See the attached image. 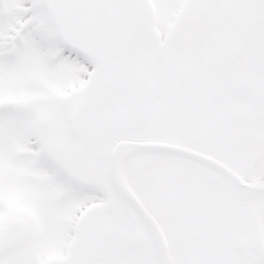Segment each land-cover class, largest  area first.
Returning a JSON list of instances; mask_svg holds the SVG:
<instances>
[{"label": "snow or ice", "instance_id": "snow-or-ice-1", "mask_svg": "<svg viewBox=\"0 0 264 264\" xmlns=\"http://www.w3.org/2000/svg\"><path fill=\"white\" fill-rule=\"evenodd\" d=\"M0 264H264V0H0Z\"/></svg>", "mask_w": 264, "mask_h": 264}]
</instances>
